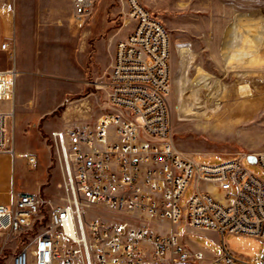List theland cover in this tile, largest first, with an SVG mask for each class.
<instances>
[{"label": "built area", "instance_id": "2783aa9c", "mask_svg": "<svg viewBox=\"0 0 264 264\" xmlns=\"http://www.w3.org/2000/svg\"><path fill=\"white\" fill-rule=\"evenodd\" d=\"M92 2L72 0L75 14L83 16ZM126 4L133 26L116 44L106 113L51 132L61 164L58 200L21 192L12 205L0 204L4 247L32 235V247L18 251L13 264H264V252L251 262L224 241L228 234L264 241V182L244 165L250 155L209 165L177 149L168 102L171 34L140 0ZM1 49L15 62L8 42ZM16 79L15 67L0 72V101L12 105L0 112V153H15ZM252 155L264 171V152ZM27 160L36 164L33 155ZM191 184L193 196L182 207ZM181 225L218 233L221 254L191 249Z\"/></svg>", "mask_w": 264, "mask_h": 264}, {"label": "rangeland", "instance_id": "374dc122", "mask_svg": "<svg viewBox=\"0 0 264 264\" xmlns=\"http://www.w3.org/2000/svg\"><path fill=\"white\" fill-rule=\"evenodd\" d=\"M140 1L171 34L168 102L177 149L209 165L264 152V0ZM127 11L126 0H93L83 16L75 14L72 0H0V72L17 71L14 144L17 152H31L38 159L32 169L14 156L13 191L41 180L49 155L52 181L58 156L54 129L94 122L106 113L105 84L116 44L133 26ZM4 42L16 63L1 49ZM11 109L10 102L0 101L1 113ZM244 165L264 182L259 165L248 160ZM193 193L191 184L182 207ZM6 197L14 200L11 194ZM100 210L91 212L111 218V212ZM176 229L190 247L221 254L218 233L182 225ZM224 241L231 252L251 262L264 252V241L255 237L228 234ZM31 247L32 235L10 241L0 264H13L18 251Z\"/></svg>", "mask_w": 264, "mask_h": 264}, {"label": "crops", "instance_id": "0c3cea01", "mask_svg": "<svg viewBox=\"0 0 264 264\" xmlns=\"http://www.w3.org/2000/svg\"><path fill=\"white\" fill-rule=\"evenodd\" d=\"M114 55H115V52H114ZM114 55H113V58H114ZM14 107H15V104H14ZM18 117H19L18 118L19 120L23 119L22 117L20 118V115ZM41 144L44 145V142L41 141ZM10 155H12V158L10 157ZM29 155L35 156V154L31 152H24V153L19 152V151L17 152L16 148H15L14 154H10V153L0 154V204L9 205V206L12 205L14 201L16 200L17 195L21 192H31V193H36V194L41 193L40 195H42L47 200L50 199L54 202L58 200V184L61 179V164H60L59 158H57L55 162V168L53 169V179L51 181L49 171H48L51 165V155L48 156L46 168L44 170L43 177L41 180H36L35 182L31 184L27 183V187L25 188L26 190L23 188L17 192L13 191L14 187L11 181V172L13 170L11 169L10 163L12 164L15 163L14 162L15 161L14 156H15L18 158H22L25 165H27L29 168L34 169L38 164V159L36 158L35 165H31L28 163V160H27V156ZM9 194H11L12 197L14 198L13 201H9L7 199L6 195H9ZM200 231L202 233H205L206 231H209V230H200ZM191 249L202 251L206 254V256H212L211 254H208L206 251H204L198 246L194 245L191 247Z\"/></svg>", "mask_w": 264, "mask_h": 264}, {"label": "water", "instance_id": "95a60500", "mask_svg": "<svg viewBox=\"0 0 264 264\" xmlns=\"http://www.w3.org/2000/svg\"><path fill=\"white\" fill-rule=\"evenodd\" d=\"M248 162H250V163H256V158H255V156L250 155V156L248 157Z\"/></svg>", "mask_w": 264, "mask_h": 264}, {"label": "bare ground", "instance_id": "6f19581e", "mask_svg": "<svg viewBox=\"0 0 264 264\" xmlns=\"http://www.w3.org/2000/svg\"><path fill=\"white\" fill-rule=\"evenodd\" d=\"M242 91H243V94H244V95L249 94L248 91H247V88H245V89L242 88ZM57 155H58V153H57Z\"/></svg>", "mask_w": 264, "mask_h": 264}]
</instances>
